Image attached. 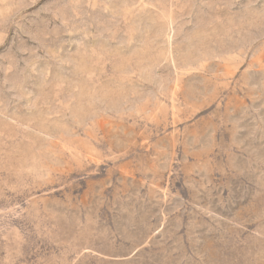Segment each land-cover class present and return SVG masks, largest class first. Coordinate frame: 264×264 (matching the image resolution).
Segmentation results:
<instances>
[{
    "label": "rangeland",
    "instance_id": "rangeland-1",
    "mask_svg": "<svg viewBox=\"0 0 264 264\" xmlns=\"http://www.w3.org/2000/svg\"><path fill=\"white\" fill-rule=\"evenodd\" d=\"M0 264H264V0H0Z\"/></svg>",
    "mask_w": 264,
    "mask_h": 264
}]
</instances>
